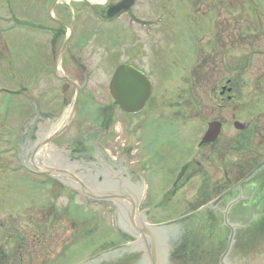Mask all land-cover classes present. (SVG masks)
<instances>
[{
  "label": "rangeland",
  "instance_id": "1",
  "mask_svg": "<svg viewBox=\"0 0 264 264\" xmlns=\"http://www.w3.org/2000/svg\"><path fill=\"white\" fill-rule=\"evenodd\" d=\"M83 1L0 0V264H76L125 244L112 205L87 203L32 175V160L15 157V136L37 120L39 139L26 151L41 168L63 129L58 138L103 130L104 147L117 158L137 151L148 185L141 209H153L154 226L190 212L208 190L227 188L264 154V0H137L113 24L95 12L118 0H90L96 8ZM72 56L92 72L91 99L83 94L77 111L75 88L65 91L56 70L60 64L74 73ZM50 58L54 73L43 76ZM116 59L150 76L152 98L142 118L128 120L112 104ZM140 121L137 131L132 125ZM216 122L223 124L220 136L202 145Z\"/></svg>",
  "mask_w": 264,
  "mask_h": 264
},
{
  "label": "flooded vegetation",
  "instance_id": "2",
  "mask_svg": "<svg viewBox=\"0 0 264 264\" xmlns=\"http://www.w3.org/2000/svg\"><path fill=\"white\" fill-rule=\"evenodd\" d=\"M120 1L121 0H118L112 5H115ZM83 3L90 7H98L96 4L92 5L89 0H84ZM112 5H110L105 11H101L102 15L99 12H96V14L98 16L100 15L101 17H104ZM122 17L123 15L113 20V22H118V20ZM113 22L111 24H113ZM120 29H122L121 33H124L125 35L126 32L124 29L121 27ZM134 35L135 32L132 33V36ZM125 36L127 37V34ZM1 42L2 40L0 38V43ZM54 45V40H52L50 45L51 56L54 51ZM130 45V49L134 47L132 41H130ZM117 47H124L123 42ZM117 56L118 54L112 56L111 59L113 60V58H116ZM71 59L73 60L72 63L75 66H71V71H74V73L66 71V73H63L62 77L58 78L63 83V89L65 91H69L70 86L75 88V101L76 98H78L76 105L77 111L78 104L82 100L83 94H88V96L91 94L86 92V85L92 75V72L89 71V66L83 64L77 57L72 56ZM117 61L118 59H116L114 63V70L112 72L108 87L112 104L114 108L118 109V111L128 118V120L133 121L136 118H142V116L146 115L149 108V103L152 98L153 89L150 76L147 71L141 68V66L135 65L133 61L126 60L125 62L118 64ZM100 63H102V61H100ZM48 64L49 66H47V68L41 70V74L43 76H48L49 73L52 75L54 73V61L52 58L48 59ZM120 68L127 69L130 75L137 78V82L143 85V94L144 84L148 82L150 85L149 97L145 101L141 111L138 113H129L125 111L124 108L126 107L122 105V99L119 94V86L116 82V74ZM197 70H199V67L197 68V66H195L193 69V75L199 72ZM79 78L83 80L82 83L78 81ZM35 88L36 87H32L31 89ZM22 90L31 91L28 90L27 87H22ZM88 98L91 99V96ZM64 100L65 101L63 104L65 105L67 99L64 98ZM158 117H160V115ZM140 123L141 121L137 123V125L133 124L132 127L138 131V126H142ZM29 127L30 124H28V127L24 130V132L21 133L20 136H17L18 134L15 136L13 145L16 150V158L20 157L21 161H24V163H26L25 160H28L29 162V159L33 161L29 162L31 166L28 167V170H34L35 173L33 172L32 175H39L40 177L45 176L48 179L55 180L62 188H65L68 191L80 193L86 199L87 203L96 205H112L113 210L116 212L120 211L115 216L119 218L121 223H131L135 221L133 216L138 222L152 218L153 212L150 211V209L143 211L141 209V207L144 205L143 201H141V198L144 195L145 189L148 185L146 184V173L143 171L144 169L140 167L138 168L144 159L141 160L138 158L139 156L137 151L136 155L133 154V151L131 150L130 152L119 156V158L110 155L108 153L109 150L104 147V141L107 137L106 134L96 129L86 131L85 133H79L74 138L69 139H65V135H63L62 137L56 138L50 142V145L56 150V152L53 153L58 158L57 163L59 166L58 169L53 168L51 170H73L74 168H78L76 170H113L115 173H117L116 179L126 181V193L120 190H110L111 187H113L112 183L110 184L109 190H107L108 192H103L105 194L102 193L101 195L102 197H105V199H96L93 197H88L86 194H84L82 187L72 186L71 184L75 185L76 183L72 182L70 178L64 176L66 181H69L70 183L63 182L61 179L56 180L53 175L51 176L46 173L48 171H41L49 169L34 165V159H32L34 153L31 151L28 157L26 148L28 149L29 146L35 145L36 140L39 139V132L43 126H40V122L37 120L32 124V128L30 127L31 130L28 132ZM1 156L3 155H0V157ZM134 158L138 160L136 163ZM259 158L260 161L257 164H253L252 167L248 169V171H240L236 177V180L232 182V184L229 183L227 188L224 185H218L217 188L208 190L210 192L207 193L202 200L198 201L194 205V208L190 210V212L171 220V223H176L174 228H170L168 230L171 240L178 236H183L185 239H193L196 236L197 239L202 242V246L200 247V249L204 248L203 252H201L202 255H195V257L192 258V264H247V258L249 259L250 257L244 256V252L248 249L251 255L252 249L253 251H258L259 259H263L264 170H260L258 172L257 169L259 167L262 169V166L264 165V154L260 155ZM183 176L184 174L182 173L179 181L183 178ZM119 197L126 200L127 204L124 203L125 205L123 204V206L122 202H120L118 199ZM203 200H205V203L198 206L199 202ZM134 206L137 207V213L135 215L132 214ZM170 226L171 225H169V227ZM116 231L125 243H129L128 239H133L129 232H126L128 230L124 231V229L117 228ZM247 238L250 239L249 243H247ZM252 239H255V241ZM38 242L39 241H36V245ZM257 244L260 246V248L255 247ZM122 245L123 244L108 249H113ZM179 248L176 247V249ZM213 251H217L219 255H213ZM80 262L82 261L77 263ZM164 264L173 263L170 260L164 262Z\"/></svg>",
  "mask_w": 264,
  "mask_h": 264
},
{
  "label": "water",
  "instance_id": "3",
  "mask_svg": "<svg viewBox=\"0 0 264 264\" xmlns=\"http://www.w3.org/2000/svg\"><path fill=\"white\" fill-rule=\"evenodd\" d=\"M135 4V0H122L120 3L110 7L108 10L107 16L110 19H113L117 16L122 15L123 13L128 12ZM62 77V76H61ZM116 82L119 86V94L122 99V105H124L125 111L129 113H138L141 111L145 101L148 99L150 94V85L149 83L144 84V94L142 93V84H139L137 78L130 75L125 68H120L116 74ZM66 79V78H65ZM77 99L74 102V111L76 110ZM123 107V106H122ZM72 121V118L69 120V123ZM235 127L240 130H245L246 126L241 125L239 123L235 124ZM96 130H100L104 133L103 130L99 128H94ZM92 129V130H94ZM64 130H61L56 136L52 139L58 138L60 134ZM221 131V124L215 123L213 127L207 132L202 143L208 144L214 142ZM105 134V133H104ZM57 156L54 155L44 166V170L49 175H53L56 179H61V181L70 183L66 181L64 176L70 178V180L75 185L71 184L74 187H82V191L84 194L88 195V197H93L96 199H105L102 197L103 192H108L110 188V184L113 183V187L110 190H120L125 193L126 181H122L120 179H116V174L113 170H76L78 168H74L73 170H51L58 169ZM77 167V166H76ZM259 167L257 170H264V165L262 169ZM118 184V185H117ZM122 187V188H120ZM122 189V190H121ZM103 193V194H105ZM125 195V194H124ZM102 197V198H101ZM108 199V198H107ZM122 205L127 201L123 198H118ZM142 199V198H141ZM124 204V205H125ZM123 205V206H124ZM130 211V210H129ZM132 214L137 213V207L134 206L132 210ZM153 211V209H150ZM120 211H115V214ZM123 212V210H122ZM135 221L131 223H121L119 218L115 217V225L117 228L124 229V231L129 232L130 236L133 239H128V242L124 246L117 247L115 249L104 252L96 257L88 259L80 264H164L166 261H172L173 264H192V258L195 255H200L203 252V249H200L202 246V242L197 239L195 236L193 239H185L183 236H178L173 240L170 239V235L168 234V230L170 228H174L176 223H170L153 227L148 224V220ZM169 223V222H168ZM169 225H171L169 227ZM126 228V230H125ZM189 239V240H188ZM249 243L250 239H246ZM255 241V239H252ZM251 240V241H252ZM259 240V238H258ZM179 248V249H176ZM255 247L260 248L257 244ZM252 251V255L249 253V249L244 252V256L250 257L247 258V264H264V250L263 259H259L258 251ZM219 255L217 251H213V255ZM202 255V254H201ZM259 259V260H258ZM251 260V261H250ZM257 260V261H256Z\"/></svg>",
  "mask_w": 264,
  "mask_h": 264
},
{
  "label": "bare ground",
  "instance_id": "4",
  "mask_svg": "<svg viewBox=\"0 0 264 264\" xmlns=\"http://www.w3.org/2000/svg\"><path fill=\"white\" fill-rule=\"evenodd\" d=\"M67 117H69V113H67V114L65 115L64 120H65ZM51 153H52V152H51ZM53 156H54V153L51 154V157H53Z\"/></svg>",
  "mask_w": 264,
  "mask_h": 264
}]
</instances>
